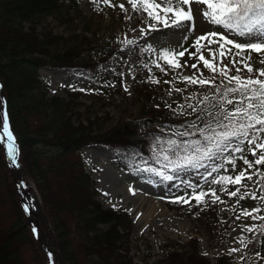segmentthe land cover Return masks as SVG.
Masks as SVG:
<instances>
[{"label":"trees","instance_id":"trees-1","mask_svg":"<svg viewBox=\"0 0 264 264\" xmlns=\"http://www.w3.org/2000/svg\"><path fill=\"white\" fill-rule=\"evenodd\" d=\"M61 2L0 0V85H3L0 97L7 103L10 130L19 149L18 158L39 190L60 260L65 264H136L130 255L133 226L129 222V213L105 209L96 200L95 185L79 154L89 145L102 144L126 155L127 160L121 162L123 169L129 170L132 163H137L140 168L148 167L156 164L146 158L150 150L149 134L167 136L170 134L168 129L173 127L166 123L168 129L160 133V128L155 129L153 124L163 114L158 117L150 110L146 111L147 117L142 115L107 129L95 130L99 121L83 119L73 100L66 103L58 96L48 98V88L39 76L41 69L82 68L96 76L103 71L99 69L103 62L142 53L141 46L125 49L122 44L112 43L102 48V62L95 61L97 56L91 52L94 47L85 34L64 37L44 24L47 18L60 11ZM138 61V70L143 74L149 72L143 67L147 62L141 56ZM149 68L154 70L151 64ZM106 71L111 75L113 68L109 66ZM36 147H47L49 151L43 152ZM13 170L0 143V179L7 191L0 197V218L5 214L7 200L13 215L10 224L0 219V264H26L23 258L25 246L31 248L37 264H46L47 255L26 216ZM135 171L146 173L138 172V168ZM201 173H179L178 181L201 184L204 182ZM150 177L154 176L148 174L147 178ZM164 183L169 186L172 182ZM194 241L195 244H191ZM192 242L167 244L165 251L153 261L151 247L147 246L148 254L143 255L142 263L234 264L232 257L212 262L200 254L198 241Z\"/></svg>","mask_w":264,"mask_h":264},{"label":"rangeland","instance_id":"rangeland-1","mask_svg":"<svg viewBox=\"0 0 264 264\" xmlns=\"http://www.w3.org/2000/svg\"><path fill=\"white\" fill-rule=\"evenodd\" d=\"M63 1L64 3L61 2L63 6L60 11L56 15L47 18L44 24H49L55 33L65 37H70L74 34H85L89 39L88 42L94 47L91 52L96 54L95 61L97 62H102L103 60L102 48L115 43L123 44L125 49L136 48L141 45L142 53L138 56H141L142 60L146 61L147 64L152 65L151 61L156 59V53L144 51L148 45H151L156 52L163 48L179 49L181 44L187 48L196 37L203 35L206 29H215L216 27L208 24L202 14L196 15L197 7L205 9L206 5H192L193 13L196 17L197 30L187 33L189 37L187 41L184 40L183 31L175 28H163L162 26H159V31H150L147 35H141L140 28L147 27L143 23V17H146L147 14L134 12L127 0H112L113 4H125L128 9L127 14L122 12L118 6L113 8L103 3L99 5L101 10L98 11L97 6L91 0ZM73 1H75V4ZM126 15L131 16L132 19H125ZM133 28L136 31H132ZM226 34L229 35V38L233 35L232 33ZM127 39H133L137 43L126 46L124 41ZM238 39L244 40L247 37ZM87 53H90V51L88 50ZM138 56L130 54L127 59L113 57L110 62H103L99 68L103 69V71L96 76L88 75L81 68H45L39 71V75L43 84L48 88V98L58 96L66 103H70L73 100V103L79 108L78 112L82 113L83 119L93 122L99 121L94 126L95 130H100V127L107 129L121 121L136 119L142 115L147 117L148 115H145L146 111L150 110H154L155 115L158 117L163 114V117L157 119L156 123L153 124L155 129L159 128L158 126H165L166 123L173 128L178 127L185 120L193 119V116H174L172 111L165 107V101L173 104V108H175L176 103L183 102V96L188 95V93L194 90L208 91V89L189 86L188 91L183 93V95L173 91L172 96L169 97L168 91L170 88H184L185 84L179 81L174 85L163 83L164 80H171L172 74L170 72L169 75H164L154 65H152L154 70L152 69L151 72L141 73L138 70L140 65ZM253 59L258 60L256 53H253ZM161 64L163 65V62ZM130 65L131 71L129 70ZM109 66L113 68L111 75H108L106 71ZM255 67H264V65L256 63L254 64ZM202 70L206 77L213 75L207 69ZM193 71L190 68H185L183 69V74L191 75ZM121 72L124 73L123 76L120 75ZM133 76L136 77L135 80L132 78ZM148 76H154L161 82L159 84L145 82ZM106 82L114 84L115 87L104 86ZM124 85H127L128 92L124 91ZM79 89L86 90L80 91ZM173 101H176V103H173ZM158 104L159 108L156 106ZM85 123L87 124V121ZM3 146L6 148L5 143ZM35 149L43 152L49 151L47 147H36ZM79 157L84 162L86 172L90 175L95 185L97 191L96 200L101 202L105 209L111 207L117 210L128 211L130 209L131 219L129 222L133 226L130 234V255L134 257L136 264H142V255L148 254L147 246L152 248V254L157 257L165 251L167 244L178 243L187 245L194 239L198 241L197 247L200 254L209 258L212 262H217L222 257H232L234 264H264V244L256 242L245 247L237 239L243 236L252 239L254 242L253 234L242 233L239 227L242 223L251 224L254 221L250 217H242L241 220H235L241 207L249 210L256 207L264 209V204L260 200L246 199L241 201V205L235 211L227 209L235 204L236 198H229L225 194L220 195L226 201V204H210L203 209L195 206V201H192L193 206L191 207L182 203H172L170 201L173 194L176 196L185 195L183 184L170 186L169 183V188H167L163 183L159 182V177L156 176L150 177L154 180L153 183H148V180H150V178H147L149 173L141 174L139 170V173H137L135 169L140 168L137 163H132L128 171L124 170L121 167V162L127 160L126 155L110 146L101 144L89 145L82 149ZM46 158L47 155H45L44 161ZM146 158L156 163L152 159L151 150L146 154ZM249 159H253L251 155H249ZM16 162L19 164V168L14 166V181H17L21 201H24L32 212L30 220L37 224L35 229L40 243L45 246L49 260L48 264H61L62 261L57 260L56 255L53 254L56 249V238L48 217L43 210L36 183L32 180L28 170L23 167L18 157ZM238 164H242V161H238ZM149 166L158 167L159 165L149 164ZM199 171L203 172V169ZM194 172L196 171H191V174ZM149 175L152 176L151 174ZM203 186L207 187L204 183ZM130 188L135 191V195L129 191ZM229 188L234 190L231 186ZM187 191L190 193L191 189ZM6 192L5 184L0 179V197ZM104 193H108V195L105 196ZM160 197L166 198L160 199ZM136 198L139 199L140 209L134 216L131 211L133 209L136 210L138 207L136 206L138 204L134 205L133 202ZM161 202H163L164 208L169 214L160 213L158 206H160ZM10 210L11 203L7 200L4 207L5 214L0 218L5 219L1 220L2 222L10 224L13 221V215ZM150 210H153V215L147 217L146 214L150 213ZM260 215H264V211ZM222 221L226 222L222 223ZM255 223H259V221H255ZM233 227H235V231H232ZM261 239L264 240V237ZM191 244H195V241ZM231 248H240L241 251L230 255L229 249ZM257 253H260V255L258 256ZM240 257H243V259H240ZM23 258L26 264H37L34 260V254L28 246L23 248Z\"/></svg>","mask_w":264,"mask_h":264},{"label":"snow or ice","instance_id":"snow-or-ice-1","mask_svg":"<svg viewBox=\"0 0 264 264\" xmlns=\"http://www.w3.org/2000/svg\"><path fill=\"white\" fill-rule=\"evenodd\" d=\"M91 2L97 6L98 11L101 10L99 5L103 3L113 8L118 6L126 14L128 12L125 4H113L112 0ZM127 3L134 12L147 14L143 17L147 27L140 28L141 35L159 31V26H162L183 31L184 40L187 41V33L197 30L192 5H206L205 9L197 7L196 15L202 14L208 24L216 26L215 29H206L187 48L181 44L179 49L163 48L159 52L151 45L144 49L156 53V59L151 63L161 73L169 75L171 72V80H164L163 83L174 85L179 81L185 84L184 88H170L169 97L173 91L183 95L189 86L208 91L194 90L188 93L183 96V102L173 101L176 103L175 108L165 101V107L174 116L194 118L171 129L167 125L158 126L160 133L168 129L170 134L167 136L149 134L152 159L159 167L148 166L138 170L159 177V182L164 183L174 181L179 173L203 169L201 176L207 187L184 180L185 195L173 194L172 203L191 207L192 201H195V206L203 209L210 204H226L220 195L225 194L229 198H236L235 204L227 209L229 211H235L241 201L246 199L260 200L264 204V167H261L264 166V67L254 68L256 63L264 65V0H127ZM125 19L131 20L132 17L126 15ZM226 33L233 35L229 38ZM240 37L247 39L240 40ZM124 43L131 46L137 41L127 39ZM253 53L257 54L258 60L253 59ZM143 67L151 72L147 63ZM185 68L194 71L191 75H185ZM202 69H207L213 75L206 77ZM132 78L136 79L135 76ZM145 82L159 84L161 81L148 76ZM104 86L115 87L107 82ZM124 91H129L127 85H124ZM0 104L3 105L0 108V125L9 141L8 156L13 166H18L16 159L19 149L10 131L7 103L2 97ZM156 106L159 108V104ZM249 155L253 159H249ZM238 161H242V164H238ZM148 183L153 181L148 180ZM229 186L234 190H230ZM188 189H191L190 193ZM129 191L135 195L133 189ZM25 211H28L27 205ZM262 211L264 209L261 207L251 210L241 207L235 220L250 217L254 222L240 224L241 232L253 234L256 242L264 244L261 239L264 237V215H260ZM235 230L233 227L232 231ZM237 239L245 247L253 243L247 237ZM240 251V248H231L229 254Z\"/></svg>","mask_w":264,"mask_h":264},{"label":"bare ground","instance_id":"bare-ground-1","mask_svg":"<svg viewBox=\"0 0 264 264\" xmlns=\"http://www.w3.org/2000/svg\"><path fill=\"white\" fill-rule=\"evenodd\" d=\"M0 134L3 136V138H5V141H6V143H9V141H8V139H7V136L3 133V130H2V125H0ZM16 164H17V162H16ZM18 166H17V168H19V164H17ZM140 198V197H139ZM134 202V205H136V204H138V205H136V206H138L137 207V209L136 210H132L131 211V213L135 216L136 215V212H138V210L140 209V204H139V199H137L136 198V200L135 201H133ZM135 206V207H136ZM162 207V208H161ZM158 209H159V211H160V213H164V214H169L168 212H167V210L164 208V204H163V202H161V204H160V206H158ZM157 209V210H158ZM151 212L149 213H147L146 214V216L147 217H151L152 215H153V210H150ZM144 218H145V216H144Z\"/></svg>","mask_w":264,"mask_h":264}]
</instances>
